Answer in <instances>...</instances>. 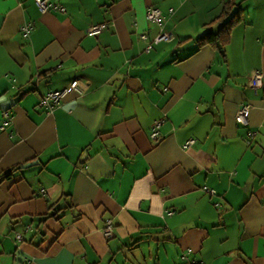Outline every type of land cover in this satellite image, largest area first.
<instances>
[{
	"label": "crops",
	"instance_id": "crops-1",
	"mask_svg": "<svg viewBox=\"0 0 264 264\" xmlns=\"http://www.w3.org/2000/svg\"><path fill=\"white\" fill-rule=\"evenodd\" d=\"M54 1L0 0V264H264V0L217 46L226 0Z\"/></svg>",
	"mask_w": 264,
	"mask_h": 264
},
{
	"label": "built area",
	"instance_id": "built-area-1",
	"mask_svg": "<svg viewBox=\"0 0 264 264\" xmlns=\"http://www.w3.org/2000/svg\"><path fill=\"white\" fill-rule=\"evenodd\" d=\"M35 2L37 3V5L39 6V8L42 12H47L51 8H56L60 11H65V6L58 1L35 0ZM147 18L150 21H152V22H154L160 26V32L153 39L147 40L146 50L149 51L154 44H156L162 40L171 39L172 33L166 31L163 27V22H164L163 21V11L159 6H156V5L149 6V8L147 10ZM105 27H106L105 23L93 24V25L88 27L87 34L97 35V34L101 33ZM31 29H32V23H23L21 25V28H20V30L24 36H28ZM141 37L144 39H147L146 33H141ZM263 82H264L263 73L261 71H258V70L252 71L251 76H250V84L253 87V89H255V91H258L263 86ZM78 86H79L78 80L74 79L67 86H64V87L58 88V89L48 90L47 92H45L42 95L39 103L41 105H43L44 107H46L48 110H52L55 106H57L61 103L63 97L69 91H71L72 89H79ZM248 110H249V105L245 104V105L241 106L237 112V116H236L237 121L242 122V123L247 122ZM11 119H12V114L10 113V111H5L4 112V122H3L1 127L4 129L6 123L8 121H10ZM161 122H162L161 120H156L153 123L152 129H151V137H153L155 139L161 138L160 131H159V128L161 126ZM194 140H195L194 138L188 139L183 144V147H185V148L189 147L194 142ZM205 188H207V187H205ZM209 191L213 194L216 193V190L213 188L209 189ZM113 229H114V225H113L111 219H108L106 226H105V229H104L105 234L110 235L113 232ZM17 237L21 238L22 235L20 233H17ZM197 264H205V263L204 262H198Z\"/></svg>",
	"mask_w": 264,
	"mask_h": 264
},
{
	"label": "trees",
	"instance_id": "trees-1",
	"mask_svg": "<svg viewBox=\"0 0 264 264\" xmlns=\"http://www.w3.org/2000/svg\"><path fill=\"white\" fill-rule=\"evenodd\" d=\"M241 18L240 3L236 0H226L222 13L214 19L213 26H209L201 35L197 37L198 42L202 44L212 43L217 46L218 42L223 43L224 33L228 31L233 24L238 22ZM11 172L8 171L4 176H10ZM48 215H46L47 217Z\"/></svg>",
	"mask_w": 264,
	"mask_h": 264
}]
</instances>
